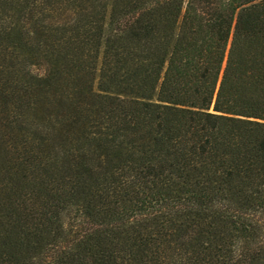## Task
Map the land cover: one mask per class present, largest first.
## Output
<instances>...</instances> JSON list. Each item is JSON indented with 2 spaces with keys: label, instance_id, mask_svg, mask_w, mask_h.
<instances>
[{
  "label": "trees",
  "instance_id": "obj_1",
  "mask_svg": "<svg viewBox=\"0 0 264 264\" xmlns=\"http://www.w3.org/2000/svg\"><path fill=\"white\" fill-rule=\"evenodd\" d=\"M0 264H264V0H0Z\"/></svg>",
  "mask_w": 264,
  "mask_h": 264
}]
</instances>
